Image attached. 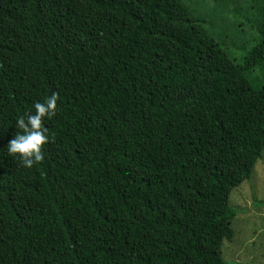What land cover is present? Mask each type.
Returning <instances> with one entry per match:
<instances>
[{"label":"trees","instance_id":"1","mask_svg":"<svg viewBox=\"0 0 264 264\" xmlns=\"http://www.w3.org/2000/svg\"><path fill=\"white\" fill-rule=\"evenodd\" d=\"M251 24L236 63L183 0H0V264H227L264 150ZM53 92L25 169L3 145Z\"/></svg>","mask_w":264,"mask_h":264},{"label":"rangeland","instance_id":"2","mask_svg":"<svg viewBox=\"0 0 264 264\" xmlns=\"http://www.w3.org/2000/svg\"><path fill=\"white\" fill-rule=\"evenodd\" d=\"M183 2L214 42L234 62H241L257 37L251 23L257 20L264 0ZM229 205L237 214L231 221L234 237L222 245L223 259L227 264H264V150L250 179L231 191Z\"/></svg>","mask_w":264,"mask_h":264},{"label":"clouds","instance_id":"3","mask_svg":"<svg viewBox=\"0 0 264 264\" xmlns=\"http://www.w3.org/2000/svg\"><path fill=\"white\" fill-rule=\"evenodd\" d=\"M57 94L55 92L36 101L25 114L15 120V132L3 148L9 156L14 157L25 169L42 162L44 153L42 146L51 140L48 130L43 126L44 119H51L57 108Z\"/></svg>","mask_w":264,"mask_h":264}]
</instances>
